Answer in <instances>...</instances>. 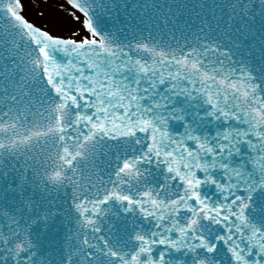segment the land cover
I'll return each mask as SVG.
<instances>
[{
	"label": "snow or ice",
	"instance_id": "obj_1",
	"mask_svg": "<svg viewBox=\"0 0 264 264\" xmlns=\"http://www.w3.org/2000/svg\"><path fill=\"white\" fill-rule=\"evenodd\" d=\"M0 0V264H264V0Z\"/></svg>",
	"mask_w": 264,
	"mask_h": 264
},
{
	"label": "rangeland",
	"instance_id": "obj_2",
	"mask_svg": "<svg viewBox=\"0 0 264 264\" xmlns=\"http://www.w3.org/2000/svg\"><path fill=\"white\" fill-rule=\"evenodd\" d=\"M56 7L55 0H36L35 3L29 2L26 6V14L33 19H39L40 9L54 11Z\"/></svg>",
	"mask_w": 264,
	"mask_h": 264
}]
</instances>
